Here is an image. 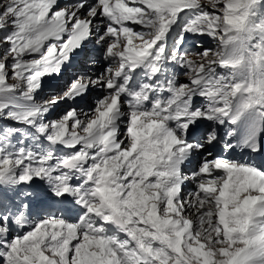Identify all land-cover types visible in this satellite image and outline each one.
I'll return each instance as SVG.
<instances>
[{
  "label": "snow or ice",
  "instance_id": "1",
  "mask_svg": "<svg viewBox=\"0 0 264 264\" xmlns=\"http://www.w3.org/2000/svg\"><path fill=\"white\" fill-rule=\"evenodd\" d=\"M261 158L264 0H0V264H264Z\"/></svg>",
  "mask_w": 264,
  "mask_h": 264
},
{
  "label": "rangeland",
  "instance_id": "2",
  "mask_svg": "<svg viewBox=\"0 0 264 264\" xmlns=\"http://www.w3.org/2000/svg\"><path fill=\"white\" fill-rule=\"evenodd\" d=\"M204 40V43L207 42V44H205V46H211L214 47L215 45V41H210L207 38H202ZM208 40V41H207Z\"/></svg>",
  "mask_w": 264,
  "mask_h": 264
}]
</instances>
